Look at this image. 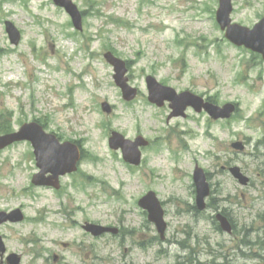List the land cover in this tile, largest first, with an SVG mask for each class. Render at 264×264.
I'll return each instance as SVG.
<instances>
[{"label":"rangeland","instance_id":"374dc122","mask_svg":"<svg viewBox=\"0 0 264 264\" xmlns=\"http://www.w3.org/2000/svg\"><path fill=\"white\" fill-rule=\"evenodd\" d=\"M72 1L82 32L54 0H0V129L38 121L83 149L79 170L62 178L59 191L32 184L39 170L30 143L0 150V211L25 215L0 226L8 253L21 255L22 264H77L88 252L92 264H264L261 56L225 39L216 22L219 0ZM233 5L232 19L241 25L253 27L264 16V0ZM6 21L21 32L18 46ZM108 51L128 62L135 100H124L104 59ZM149 75L220 106L237 104V112L214 121L189 110L187 118L168 121L170 108L148 101ZM112 131L150 141L141 166L110 149ZM235 142L245 150H234ZM196 165L212 185L213 209L204 212L195 208ZM233 166L251 179L248 187L232 177ZM149 191L166 211L165 242L138 206ZM219 212L231 218L234 234L218 228ZM87 221L121 227L124 236L83 239ZM56 255L64 261L55 262Z\"/></svg>","mask_w":264,"mask_h":264},{"label":"water","instance_id":"95a60500","mask_svg":"<svg viewBox=\"0 0 264 264\" xmlns=\"http://www.w3.org/2000/svg\"><path fill=\"white\" fill-rule=\"evenodd\" d=\"M57 4L66 7L68 12L72 15L78 28L81 27L80 14L75 5L69 0H55ZM232 12L231 0H221V8L218 11V21L222 26V29H227L226 36L233 43L238 46H246L255 52L263 55L264 58V19L256 25L253 30L241 27L239 25H232L230 14ZM7 30L14 43L18 44L20 39L19 32L11 23H7ZM107 61L115 68V80L118 86L123 90L124 98L128 101L133 100L137 96V90L128 85V78L125 77L127 73L126 63L116 58L112 53L105 55ZM147 84L149 89V100L158 106H163L165 101L171 102V108L174 116H185V111L188 107H193L197 112H202L205 109L215 120L220 118H230L235 111V106L229 104L224 108H219L211 103H205L204 99L198 97L191 92H184L177 94V92L170 88L165 87L158 83V81L149 76L147 78ZM104 111L110 113L111 108L108 104H103ZM22 140H30L35 148L37 156L38 166L42 169V172L34 177L33 182L36 185H53L59 187L58 178L60 175L71 173L77 170V163L81 158L79 147L73 143L66 142L61 144L55 135L46 134L41 126L36 123L26 124L22 127L19 133L0 137V148L3 149L6 146ZM148 143L144 141L142 137L136 139L135 142L126 140L121 134L114 132L110 138V145L113 149H122L124 159L134 165H139L141 162L140 146H146ZM233 147L239 150H243L241 143L233 144ZM51 172L53 176L49 179H45V175ZM231 173L237 178L243 185H247L249 179L245 177L240 168L235 167L231 169ZM195 182L198 189V207L202 210L205 208V198L209 195V186L206 182V176L200 168L196 169ZM140 205L150 212V219L154 221L159 231L163 234L166 228L163 222V211L160 203L157 200L155 194L150 193L144 197ZM18 222L23 220V216L20 211H15L9 215L0 213V224L7 221ZM218 220L221 223L222 229L228 233L232 232V227L228 220L219 215ZM86 230L91 232L94 236H101L102 234L112 231H117L111 228H105L99 225L88 224ZM6 249L4 242L0 237V254L3 256ZM9 264H20V258L16 255H11L8 258Z\"/></svg>","mask_w":264,"mask_h":264},{"label":"flooded vegetation","instance_id":"af4514ba","mask_svg":"<svg viewBox=\"0 0 264 264\" xmlns=\"http://www.w3.org/2000/svg\"><path fill=\"white\" fill-rule=\"evenodd\" d=\"M119 235L120 236H123L124 235L123 230L120 231V234ZM89 237H90L89 234L84 233L83 239H86V238H89ZM80 243H85V242L80 241ZM86 243H88V241ZM64 247H68V246L65 245ZM78 255H80V254H78ZM77 258L80 259L79 262L77 261L78 262L77 264H92V252H88L86 258H84V259L81 256H78ZM64 259H65V257H61V256H57L56 257L57 262H62V261H64Z\"/></svg>","mask_w":264,"mask_h":264},{"label":"trees","instance_id":"16d2710c","mask_svg":"<svg viewBox=\"0 0 264 264\" xmlns=\"http://www.w3.org/2000/svg\"><path fill=\"white\" fill-rule=\"evenodd\" d=\"M2 131L6 132L7 130H2Z\"/></svg>","mask_w":264,"mask_h":264}]
</instances>
